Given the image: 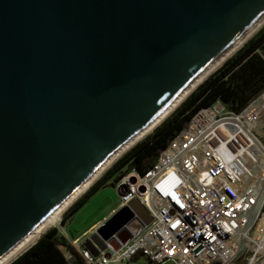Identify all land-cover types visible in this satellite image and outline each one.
<instances>
[{
  "label": "water",
  "instance_id": "1",
  "mask_svg": "<svg viewBox=\"0 0 264 264\" xmlns=\"http://www.w3.org/2000/svg\"><path fill=\"white\" fill-rule=\"evenodd\" d=\"M264 16V0H0V259ZM139 198L83 240L130 238Z\"/></svg>",
  "mask_w": 264,
  "mask_h": 264
},
{
  "label": "built area",
  "instance_id": "2",
  "mask_svg": "<svg viewBox=\"0 0 264 264\" xmlns=\"http://www.w3.org/2000/svg\"><path fill=\"white\" fill-rule=\"evenodd\" d=\"M116 209L139 198L130 238L95 256L77 240L71 264H264V91L236 112L218 99L199 109L146 171L115 185Z\"/></svg>",
  "mask_w": 264,
  "mask_h": 264
},
{
  "label": "trees",
  "instance_id": "3",
  "mask_svg": "<svg viewBox=\"0 0 264 264\" xmlns=\"http://www.w3.org/2000/svg\"><path fill=\"white\" fill-rule=\"evenodd\" d=\"M263 91L264 27L205 79L151 136L136 144L115 163L103 179L75 204L69 214L75 213L115 171L123 166L129 164L131 169L146 171L161 150L168 146L202 107L221 99L229 109L240 112ZM64 247L80 258L76 248L59 237L58 228H52L9 264H68Z\"/></svg>",
  "mask_w": 264,
  "mask_h": 264
},
{
  "label": "rangeland",
  "instance_id": "4",
  "mask_svg": "<svg viewBox=\"0 0 264 264\" xmlns=\"http://www.w3.org/2000/svg\"><path fill=\"white\" fill-rule=\"evenodd\" d=\"M263 27L264 25L262 26V28ZM242 47L243 46H241L240 48ZM236 52H234L233 54H235ZM186 98L184 100H186ZM184 100L152 132L139 140L136 144L144 141L149 136H151L157 128H159L169 117H171L176 112V110L181 106ZM134 146L128 148L114 161H112L106 168H104L99 173V175L87 186V188L65 210L62 211L59 218L56 220V222L53 223V225L48 228V230L52 228H58L59 237L75 247L77 240H83L86 238L82 236L85 230H87L92 224L107 219L113 213H111V209L117 207L120 201V195L114 184L117 183L123 175L130 171L131 168L129 164L115 171L114 174L108 180H106V182L96 192H94L75 213L69 214V212L78 201L85 197V195L93 188V186H95L99 181L103 179L105 174L110 169H112L115 163H117L122 157H124V155L127 154ZM64 251L69 260L68 264H71L70 260L73 254L66 247H64Z\"/></svg>",
  "mask_w": 264,
  "mask_h": 264
},
{
  "label": "bare ground",
  "instance_id": "5",
  "mask_svg": "<svg viewBox=\"0 0 264 264\" xmlns=\"http://www.w3.org/2000/svg\"><path fill=\"white\" fill-rule=\"evenodd\" d=\"M264 25V16L254 24L249 31L228 51H226L219 59H217L210 67H208L200 76H198L189 87L169 106V108L152 124L142 130L137 136L130 140L127 144L121 147L114 153L82 186H80L38 229H36L27 239L15 247L12 251L0 259V264H9L29 247L35 244L39 238L53 225L59 218L63 210H65L86 188L87 186L99 175V173L106 168L112 161L121 155L128 148L134 146L139 140L144 138L152 132L170 113H172L178 105L205 79H207L216 69H218L234 52L243 46L258 30Z\"/></svg>",
  "mask_w": 264,
  "mask_h": 264
},
{
  "label": "crops",
  "instance_id": "6",
  "mask_svg": "<svg viewBox=\"0 0 264 264\" xmlns=\"http://www.w3.org/2000/svg\"><path fill=\"white\" fill-rule=\"evenodd\" d=\"M116 209V207L115 208H112L111 209V213L114 211ZM102 221H104V220H102ZM102 221H99V222H96V223H94V224H92L87 230H85L84 232H83V234H82V236H84V237H87L94 229H95V227L97 226V225H99Z\"/></svg>",
  "mask_w": 264,
  "mask_h": 264
}]
</instances>
